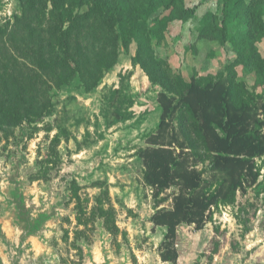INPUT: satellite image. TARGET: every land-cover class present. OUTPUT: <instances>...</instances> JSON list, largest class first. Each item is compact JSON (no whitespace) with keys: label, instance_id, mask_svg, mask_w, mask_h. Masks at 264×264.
<instances>
[{"label":"rangeland","instance_id":"obj_1","mask_svg":"<svg viewBox=\"0 0 264 264\" xmlns=\"http://www.w3.org/2000/svg\"><path fill=\"white\" fill-rule=\"evenodd\" d=\"M119 1L120 9L111 0H0V255L6 223L23 235L22 214L38 264H170L159 257L166 230L152 229L151 217L171 209L178 188L154 197L139 157L159 123L157 95L178 100V77L201 80L229 65L253 89L254 68L264 67V39L251 65L250 55L237 64L216 36L222 0H175L193 17L165 26L172 0ZM146 8L145 27L128 32ZM165 141L210 179L211 155L181 106ZM254 172L209 209L201 231L177 228V264H264V157Z\"/></svg>","mask_w":264,"mask_h":264},{"label":"trees","instance_id":"obj_2","mask_svg":"<svg viewBox=\"0 0 264 264\" xmlns=\"http://www.w3.org/2000/svg\"><path fill=\"white\" fill-rule=\"evenodd\" d=\"M174 1H171L169 15L159 20L164 26L165 22L186 21L193 17L195 9L179 8L174 6ZM222 1V17L218 26H214L216 36L222 43L230 45L237 64L250 55L248 63L252 65L254 58H258L253 43L264 39V19L254 10L264 11V0H253L250 4H246L245 0ZM111 2L117 9L123 5L119 0ZM150 13L151 10L146 8L143 15H136L140 21L128 22L130 27L127 31L144 28ZM60 16L63 18L64 14ZM114 17L111 20L116 22L119 30L120 22L117 16ZM209 18L214 19L212 15H207L204 22ZM230 68V65L226 66L224 72L201 80L197 75L188 82L178 77V100L166 93L157 95L156 101L161 109L159 123L139 157L145 171L144 181L153 189L154 197L161 190L172 186L178 188L171 209L158 210L151 217L152 229L166 230L159 255L163 263L177 264L179 226H193L195 231H201L212 206L228 201V197L232 198L235 192L244 189L246 182H254L257 178L255 159L264 157V67L254 68L257 79L253 89L236 82L230 75ZM257 87L262 89L261 93H256ZM180 106L197 123L200 140L211 155L209 171L212 174H209V180H203L199 172L189 169L186 159L178 158L171 146L166 144L169 120ZM19 217L26 224L25 230L30 231L29 215L19 214Z\"/></svg>","mask_w":264,"mask_h":264},{"label":"water","instance_id":"obj_3","mask_svg":"<svg viewBox=\"0 0 264 264\" xmlns=\"http://www.w3.org/2000/svg\"><path fill=\"white\" fill-rule=\"evenodd\" d=\"M28 236V231L24 230L23 235L19 238V244L16 246L2 238V245L4 246V253L6 255V260L8 264H38L39 261H37L35 258H33L30 255L26 256L25 252V246L23 244L24 238ZM0 264H4L0 260Z\"/></svg>","mask_w":264,"mask_h":264},{"label":"crops","instance_id":"obj_4","mask_svg":"<svg viewBox=\"0 0 264 264\" xmlns=\"http://www.w3.org/2000/svg\"><path fill=\"white\" fill-rule=\"evenodd\" d=\"M19 238L20 236H16V238H11L9 237V239L6 238V240L14 245H18L19 244ZM23 244L25 246V252H26V256L27 255H30L32 256L33 258L36 257L35 255L38 253L37 249H36V246L34 245V242H33V239H29V238H24V241H23ZM29 248L34 252V253H31L30 254L28 253V250ZM6 255L5 253L3 255H0V260L2 262H4V264H8L7 260H6Z\"/></svg>","mask_w":264,"mask_h":264},{"label":"bare ground","instance_id":"obj_5","mask_svg":"<svg viewBox=\"0 0 264 264\" xmlns=\"http://www.w3.org/2000/svg\"><path fill=\"white\" fill-rule=\"evenodd\" d=\"M4 227H5L6 233L9 235L8 237L16 238V236H14L15 232L12 229L9 228V224L8 223H6ZM37 251H39L38 248H37ZM94 261L95 262H99L100 261V258L97 255V253H96V257H95Z\"/></svg>","mask_w":264,"mask_h":264}]
</instances>
